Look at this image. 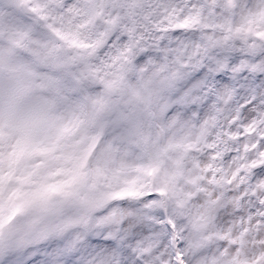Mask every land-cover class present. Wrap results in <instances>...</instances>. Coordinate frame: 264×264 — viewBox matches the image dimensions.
<instances>
[{
    "label": "snow or ice",
    "instance_id": "6c2138e0",
    "mask_svg": "<svg viewBox=\"0 0 264 264\" xmlns=\"http://www.w3.org/2000/svg\"><path fill=\"white\" fill-rule=\"evenodd\" d=\"M0 264H264V0H0Z\"/></svg>",
    "mask_w": 264,
    "mask_h": 264
}]
</instances>
